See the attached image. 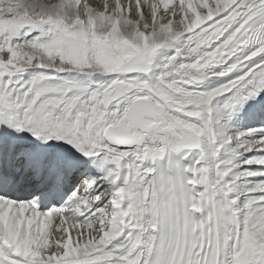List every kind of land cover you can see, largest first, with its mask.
Segmentation results:
<instances>
[{
  "label": "snow or ice",
  "instance_id": "snow-or-ice-1",
  "mask_svg": "<svg viewBox=\"0 0 264 264\" xmlns=\"http://www.w3.org/2000/svg\"><path fill=\"white\" fill-rule=\"evenodd\" d=\"M0 264H264V0H0Z\"/></svg>",
  "mask_w": 264,
  "mask_h": 264
}]
</instances>
